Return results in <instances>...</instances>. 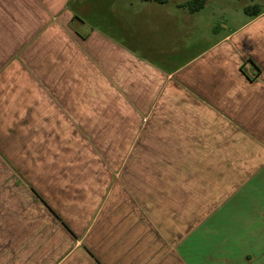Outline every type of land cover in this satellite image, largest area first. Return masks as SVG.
Wrapping results in <instances>:
<instances>
[{
	"label": "crops",
	"instance_id": "obj_1",
	"mask_svg": "<svg viewBox=\"0 0 264 264\" xmlns=\"http://www.w3.org/2000/svg\"><path fill=\"white\" fill-rule=\"evenodd\" d=\"M188 2L0 0V264H264V10Z\"/></svg>",
	"mask_w": 264,
	"mask_h": 264
},
{
	"label": "rangeland",
	"instance_id": "obj_2",
	"mask_svg": "<svg viewBox=\"0 0 264 264\" xmlns=\"http://www.w3.org/2000/svg\"><path fill=\"white\" fill-rule=\"evenodd\" d=\"M177 1L188 2L190 0H168L167 9H170L177 3ZM259 7L264 10V0H207L206 7L198 14V17L203 19L204 26L199 35H211V30L215 26L226 28H236L241 22L246 19V7ZM255 9V8H253ZM187 38L191 40L190 53L199 50L202 43L195 44L196 39L193 34ZM198 39V38H197ZM206 43V42H204ZM185 46V45H184Z\"/></svg>",
	"mask_w": 264,
	"mask_h": 264
},
{
	"label": "trees",
	"instance_id": "obj_3",
	"mask_svg": "<svg viewBox=\"0 0 264 264\" xmlns=\"http://www.w3.org/2000/svg\"><path fill=\"white\" fill-rule=\"evenodd\" d=\"M145 2H157V3H165L167 0H142ZM207 0H191L189 1L186 6L188 7L190 12H197L205 7ZM255 8V9H253ZM245 11L251 15L259 14L260 8L257 7H246Z\"/></svg>",
	"mask_w": 264,
	"mask_h": 264
}]
</instances>
